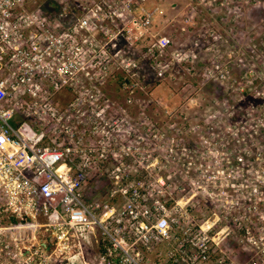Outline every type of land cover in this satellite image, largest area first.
Here are the masks:
<instances>
[{
    "label": "built area",
    "instance_id": "obj_1",
    "mask_svg": "<svg viewBox=\"0 0 264 264\" xmlns=\"http://www.w3.org/2000/svg\"><path fill=\"white\" fill-rule=\"evenodd\" d=\"M36 1L0 0V242L7 229L26 226L41 227L46 239L35 249L4 243L0 251L14 264H36L43 254L59 264H264V111L229 123L236 143L224 155L229 165L211 170L188 155L187 172L194 163L200 172L191 186L222 201L200 217L183 191L173 199L182 184L174 186L171 174L153 175L144 160L146 170L134 169L137 158H150L148 134L132 137L103 90L120 72L131 95L145 61L166 78L170 64L191 65L197 48L155 34L144 55L126 52L120 41L139 44L152 34L146 0H84L73 8L51 0L63 4L54 16ZM190 3L212 17V1ZM234 52L214 61L211 77L229 79ZM65 93L73 97L62 106ZM93 170L103 185L91 181ZM6 216L10 225L2 224Z\"/></svg>",
    "mask_w": 264,
    "mask_h": 264
},
{
    "label": "rangeland",
    "instance_id": "obj_2",
    "mask_svg": "<svg viewBox=\"0 0 264 264\" xmlns=\"http://www.w3.org/2000/svg\"><path fill=\"white\" fill-rule=\"evenodd\" d=\"M82 1L69 0V3L73 8L78 7ZM208 1L214 4L212 17L201 11L197 3L191 4L190 0H146V9L154 11L150 29L152 34L139 44L120 41L125 51L134 57L144 55V48L150 46L155 34L167 35L184 43L181 47L197 48L196 59L189 66L170 64V73L167 72L166 78H159L150 61H145L135 74L139 85L131 95L114 79L109 80L103 89L105 103L111 106L109 110L112 115L128 118L133 129L132 137L143 130L148 134L150 151L145 152L148 155L151 152L150 158H137L134 169L138 167L139 172L146 170L140 164L144 160L150 165L149 171L153 170V175L160 171L165 175L171 174L174 186L182 184V189L179 185L172 189L173 199L181 200L180 191H183L186 204L195 206L196 203L195 213L200 217L220 209L222 201L220 197L209 200L204 189L191 186L192 180L200 176L195 163H211V170H216L220 165H229L225 163L224 155L231 154L236 147L234 129L229 123L242 114H248L252 121V118L264 111V0ZM31 5L54 16L63 4L54 6L51 0H38ZM193 9L197 13H193ZM212 30L214 33H211ZM244 44L248 46L245 53L243 48L240 49ZM231 49L235 51V57L230 63L229 79L211 77L214 63L224 55L222 60L226 61ZM171 55H167L169 59H172ZM240 58L244 60L240 61ZM128 98L132 101L128 102ZM121 106L123 109H120ZM162 131L167 132L168 137ZM155 133L158 136L154 137ZM188 155L195 157L189 172L187 162L193 159ZM234 178L239 179L236 174ZM96 181L99 185L104 184L100 176L95 179V184ZM9 221L6 216L2 224L10 225ZM40 228L37 227L39 231L36 230V233L34 227L29 226L7 229L5 233L8 235L2 244L0 242V247L10 243L11 247L20 244L35 249L46 239ZM14 262L6 251H0V264ZM59 262L60 259L49 258L48 254L36 257V264Z\"/></svg>",
    "mask_w": 264,
    "mask_h": 264
},
{
    "label": "trees",
    "instance_id": "obj_3",
    "mask_svg": "<svg viewBox=\"0 0 264 264\" xmlns=\"http://www.w3.org/2000/svg\"><path fill=\"white\" fill-rule=\"evenodd\" d=\"M118 84H122L123 82L126 81L127 78L124 77V75L120 72L113 74V78ZM211 91V90H210ZM72 98L71 93H65L61 96V105L65 106V104H67ZM98 178V176H95L94 178L91 179V181L94 183L95 179Z\"/></svg>",
    "mask_w": 264,
    "mask_h": 264
}]
</instances>
